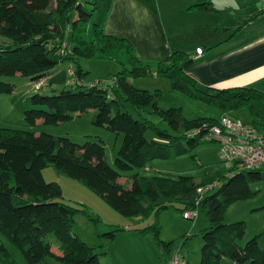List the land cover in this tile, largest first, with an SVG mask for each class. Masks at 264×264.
I'll return each mask as SVG.
<instances>
[{"label":"trees","instance_id":"1","mask_svg":"<svg viewBox=\"0 0 264 264\" xmlns=\"http://www.w3.org/2000/svg\"><path fill=\"white\" fill-rule=\"evenodd\" d=\"M52 1L0 0V35L10 40L0 44V76L20 75L38 83L56 66L65 61L74 63L77 58L119 63L121 70L105 78L113 80V85L102 81L93 85L77 83L72 88L60 89L57 95H32L29 100L34 108L24 112V121L28 126L39 120L44 125H57L73 116L89 114L92 109L96 114H89L94 117L91 122L122 134L123 142L112 168L105 160L103 143L77 145L67 138L0 128V234L19 249L28 264H39L47 257L63 264H100L99 254L71 229L75 214L90 218L89 211L56 201L62 197L60 185L47 183L42 176V170L50 164L130 222L148 218L151 212L167 209L174 203L182 206L181 215L188 209H197L208 221L207 227L200 231V264H221L223 258L236 264H264L258 236L243 246L238 244L245 236L246 223L223 222L229 206L254 196L250 184L264 181V170L227 177L229 170L225 168L202 176L198 182L189 176L158 174L149 179L136 173L129 189L120 185L119 172L143 169L155 159L179 157L206 142L189 137L188 132L197 128L207 130L218 124L220 117L188 120L177 108L159 111L153 94L133 87L131 80L151 73L148 65L135 58L128 40L104 32L113 0H54L55 5L51 6ZM136 1L157 12L156 0ZM194 10L218 12L210 0H195L187 11ZM260 16H264V4L251 20ZM124 61L131 69L125 68ZM192 63L186 53L175 50L158 63L155 75L169 79L173 90L213 106L220 116L246 109L251 121L244 124L255 127L264 136V93L252 87H202L186 72ZM73 75L78 81L83 78L80 68ZM13 88L12 84L0 82V94H10ZM125 103H130L141 119L123 112ZM149 104L176 135L155 129L141 117L140 112ZM150 129H154L157 140H147L146 132ZM217 181L221 186L214 188L213 194L207 195L212 191L197 194L198 187ZM145 201L152 204L150 213ZM108 227L112 230L98 237L113 241L119 232L127 231ZM131 231L151 237L159 251L170 254L172 243L160 241L157 221L144 229L127 232ZM182 238L186 241L189 237ZM104 254L107 255L105 252L101 255ZM0 257L4 264H16L2 244Z\"/></svg>","mask_w":264,"mask_h":264},{"label":"rangeland","instance_id":"2","mask_svg":"<svg viewBox=\"0 0 264 264\" xmlns=\"http://www.w3.org/2000/svg\"><path fill=\"white\" fill-rule=\"evenodd\" d=\"M264 1V0H263ZM55 5L53 0L51 6ZM159 20L158 12L155 13ZM163 23V22H161ZM163 25V24H162ZM166 30V29H165ZM197 34L200 32L197 29ZM147 38L152 42L153 32L145 33ZM166 34V31H165ZM156 36V34H154ZM121 38V37H119ZM127 40V39H126ZM9 39L0 35V44L9 43ZM133 50L135 58L141 63L149 66L150 75L133 79L135 84L141 85L140 88L133 86L139 90H146L154 95L153 102L159 111H165L171 108L180 109L182 116L185 119L193 120L197 118L217 119L220 117V112L213 106L205 104L199 99L188 97L186 94L173 90L171 81L164 77H156L158 63L162 61H153V57L149 52H144V48L140 45H134L128 41ZM170 44L169 53L175 51L172 48L171 39L168 38ZM167 44V47H168ZM144 53V54H143ZM111 64L116 69L115 74L121 70V65L114 63L111 60L98 59H83L77 58L76 62L69 65L65 61L64 64L58 65L56 72L50 78H47L42 87L34 89L37 82L31 81L27 77L20 75L0 76V82L13 85V91L10 94H0V128L30 131L35 135L47 134L56 138H67L72 143L83 145L86 142L103 143L105 147V160L109 166L115 168L114 159L117 155L123 142V135L110 132L104 127H98L91 122L93 115L87 113L81 117L73 116L69 121L59 123L57 125H42L41 127L28 126L24 121V112L34 108L31 105L29 98L34 94L41 95H57L60 89L65 87L72 88L75 86L74 71L80 68L82 71L83 82L86 85L97 84L113 73L111 69H105L100 64ZM125 68L131 69L129 64L124 61ZM71 70H73L71 72ZM58 72H60L58 74ZM57 73V74H56ZM104 73V74H102ZM95 74H102L103 77L97 79ZM46 93V94H44ZM122 111L128 112L133 118L141 119L139 113L135 111L130 103L122 105ZM90 113H95V110H89ZM141 117L150 121L155 129L167 132L169 135H176V132L163 118L155 112L152 105H148L140 112ZM229 117L241 123H249L250 115L246 109H239L229 113ZM157 135L154 129L146 132L147 140L156 139ZM158 138V137H157ZM157 140V139H156ZM185 142V141H183ZM219 146L216 143L201 142L192 150L179 157L167 160L155 159L151 161L143 169H133L127 172H119L118 179L120 185L124 189H129L132 183V176L139 174L149 179L158 174L169 175L172 177L189 176L198 182L200 178L209 173L226 168L219 160ZM42 176L45 182L58 183L62 190V197L57 199V202L64 203L72 208H86L89 211L90 218L82 213H77L74 216L72 223V232L76 234L87 246L92 248L96 254H99L100 264H168L169 260L175 256L185 258L186 264H200V249L202 240L200 231L205 229L208 221L204 214L197 212V217L194 221L184 220L179 210L182 206L177 203L168 205L167 209L156 210L150 213V207L147 201L144 202L149 209V217L140 221L130 222L127 218L114 211L101 198L95 195L92 191L79 184L78 182L68 178L62 171L55 170L50 164L42 170ZM199 179V180H198ZM253 191H257L254 198L243 200L229 206L224 214L223 222L225 224L244 221L246 223V232L243 239L239 240L238 244L243 246L250 238H247L251 232L258 227V222L261 220L260 215L257 217L248 216V210L251 207L260 205L264 201V181L254 182L250 184ZM259 191V192H258ZM214 191L207 195L213 194ZM155 208V207H154ZM155 221L159 224L160 234L159 239L162 242H171L172 250L170 254L162 253L158 247L153 244L151 237L139 236L134 231H131L132 236L136 239L127 242L122 235H117L115 241L106 240L105 237H98L100 234L110 232L111 227H119L125 230L144 229L153 224ZM264 222V219H263ZM188 235V239L184 241L182 238ZM154 240V239H153ZM0 244L10 254V258L16 264H28L23 255L6 237L0 234ZM133 246V254L120 253V248H128ZM141 253H138V252ZM103 252L109 253L101 255ZM141 254V255H138ZM170 255V257H169ZM169 257L168 261L167 258ZM0 264H4L0 257ZM39 264H63L54 258H46ZM221 264H236L230 259L223 258Z\"/></svg>","mask_w":264,"mask_h":264},{"label":"crops","instance_id":"3","mask_svg":"<svg viewBox=\"0 0 264 264\" xmlns=\"http://www.w3.org/2000/svg\"><path fill=\"white\" fill-rule=\"evenodd\" d=\"M194 1L156 0L157 12L161 19L159 20L155 13L136 0H113L104 23V32L125 38L136 46L140 45L145 49L144 52L150 53L154 62L168 57L170 44L167 40L170 38L174 50L184 52L193 59L186 72L200 86L215 89L252 87L264 93V16L251 20L261 10L264 1L210 0L218 12L187 11ZM197 29L200 30L198 34ZM148 31L153 32L152 42L145 34ZM198 47L203 49V54L199 57L195 55ZM100 65L105 69L110 68L113 72L107 74H115L117 68L111 64ZM56 69L57 66L41 81V87ZM102 74L95 75L99 79L103 77ZM101 80L104 82L105 77ZM130 82L137 88L141 87L132 80ZM75 83L86 85L83 78L81 81L75 79ZM39 87L35 85L34 89ZM42 125L39 120L33 127ZM253 192L255 194L252 198L257 194V191ZM248 212V216L260 215L261 220L247 238L258 236L259 246L264 251V201L251 207ZM117 235H122L126 243L136 239L127 231ZM117 235L114 241L118 238ZM54 251L56 252V248ZM119 251L133 254V246L120 248Z\"/></svg>","mask_w":264,"mask_h":264},{"label":"built area","instance_id":"4","mask_svg":"<svg viewBox=\"0 0 264 264\" xmlns=\"http://www.w3.org/2000/svg\"><path fill=\"white\" fill-rule=\"evenodd\" d=\"M195 52V55L199 57L203 54V49L198 47ZM104 82L109 85L114 84L113 80H105ZM41 85V81L37 83L38 87H41ZM188 136L218 144L219 160L229 170L225 175L227 177L244 171L264 170V136L249 124L222 115L215 126L207 130H202V128L193 129L188 132ZM220 186L221 182H212L198 187L196 192L202 196ZM197 212V209H188L183 213V219L194 221ZM168 264H186V260L175 256L169 260Z\"/></svg>","mask_w":264,"mask_h":264}]
</instances>
